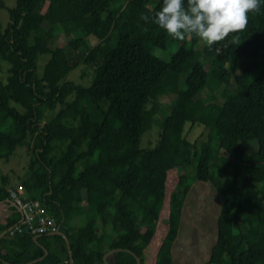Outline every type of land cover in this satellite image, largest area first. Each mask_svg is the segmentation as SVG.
<instances>
[{"label": "trees", "instance_id": "1", "mask_svg": "<svg viewBox=\"0 0 264 264\" xmlns=\"http://www.w3.org/2000/svg\"><path fill=\"white\" fill-rule=\"evenodd\" d=\"M161 3L16 0L8 9L4 28L0 22V158L25 148L29 163L17 176L25 195L55 213L68 243L56 232L4 234L0 264H70L68 244L74 264H104L113 249L108 264H142L165 204L156 264H174L177 214L196 180L221 194L216 241L200 264H237L244 252L264 257V5L245 29L204 42L199 57L187 34L178 40L154 23ZM84 31L99 40L51 44L59 33ZM80 61L93 68L87 85L68 79ZM163 92L175 102L154 144L141 147L155 122L148 105ZM171 170L175 186L166 193ZM8 185L0 179V202ZM79 215L84 223L69 225Z\"/></svg>", "mask_w": 264, "mask_h": 264}, {"label": "rangeland", "instance_id": "2", "mask_svg": "<svg viewBox=\"0 0 264 264\" xmlns=\"http://www.w3.org/2000/svg\"><path fill=\"white\" fill-rule=\"evenodd\" d=\"M0 1L2 2V6H0V22L2 24V28H4L9 18L8 9L15 7L16 0ZM80 37H87L91 44H94L99 40L94 36L87 35L85 31L73 33L72 35L68 36H65L63 33H59L58 36L52 39L51 44L52 46L62 45L67 41H73ZM186 37L192 43V54L194 56L199 55L200 57V53H202L201 51L204 50V42L193 34H187ZM171 52V50L163 52L162 58L164 60H169ZM159 53L160 51H157L158 55H160ZM75 54L76 51L73 52V55ZM49 57L50 54L45 53L37 59L36 65L39 66L37 69L38 74H41L43 65L49 59ZM30 63L33 64L34 61H31ZM92 75V66L80 61L70 72L68 79L76 83L87 85L91 82ZM210 90L216 92L217 90L220 91L221 88H217V86L212 85ZM216 96L217 101L221 103L222 99L219 97L218 93H216ZM174 102V95L168 92H163L155 100L150 101L148 107L155 112V122L149 130L143 133L140 141L141 147L149 146V142L154 144L160 130V122L164 116L169 113ZM48 116H50V114H48ZM202 130H204V128L201 125L194 127L190 131L188 139L192 141ZM29 159V154L23 147H17L9 159L0 158V179H3L4 177L9 178L10 185L16 182H21L17 176L23 175L25 173ZM214 171L216 173V169H214ZM175 177V171L171 170L169 172V180L166 184V193H168L171 186L174 185ZM229 187V184L224 185V188L226 189H229ZM220 206L221 194L209 182L196 180L191 184L189 190L183 196L177 214L179 225L177 238L174 244L176 249H180L185 254L184 259L180 262V264H200L207 260L210 249L216 241L217 217L220 212ZM3 209L4 207L0 205V216L7 217L9 215L13 216L14 214L16 215L15 220L18 219V214L16 212L9 210V208L6 210ZM167 211L168 205L165 204L164 210L160 213L161 217L156 229L150 232V234H154L151 244L152 248H154V252L151 255V258L156 257L160 247L159 243L167 233ZM69 223H72V221H69ZM7 236L11 239L17 236V234L8 233ZM262 262H264V257H259L257 254H251L248 252H244L237 260V264H260Z\"/></svg>", "mask_w": 264, "mask_h": 264}, {"label": "clouds", "instance_id": "3", "mask_svg": "<svg viewBox=\"0 0 264 264\" xmlns=\"http://www.w3.org/2000/svg\"><path fill=\"white\" fill-rule=\"evenodd\" d=\"M264 0H162L152 17L171 37L193 34L211 47L229 33L246 28L248 14L259 11ZM147 22L148 16H142Z\"/></svg>", "mask_w": 264, "mask_h": 264}, {"label": "built area", "instance_id": "4", "mask_svg": "<svg viewBox=\"0 0 264 264\" xmlns=\"http://www.w3.org/2000/svg\"><path fill=\"white\" fill-rule=\"evenodd\" d=\"M25 187L21 182L11 184L4 197L6 209L18 214L15 223L7 227L4 234H30L34 237L52 235L58 230L56 215L46 208L38 198L25 195Z\"/></svg>", "mask_w": 264, "mask_h": 264}, {"label": "crops", "instance_id": "5", "mask_svg": "<svg viewBox=\"0 0 264 264\" xmlns=\"http://www.w3.org/2000/svg\"><path fill=\"white\" fill-rule=\"evenodd\" d=\"M0 205L2 207H4L3 210H6V203L5 200H3L2 202H0ZM16 219V215L13 214V216L9 215L7 217L4 216H0V237L4 235L7 227L9 225H11V223L15 222ZM13 221V222H12ZM72 223H70L69 225H76V226H80L84 223V218L79 216H75L71 219ZM7 235V234H6ZM154 234H152L151 236V240L149 242V244L147 245V247L144 249L143 253H142V259H143V263L142 264H156V257L155 258H151V255L153 254V250L154 248H152L151 244H152V239H153ZM177 238V236H176ZM175 238V240H176ZM174 240V242H175ZM173 242V248H171V254H172V260L174 264H180V262L184 259V252H182L180 249H176L175 244ZM161 244V242L159 243V245ZM111 250H108L105 254H109ZM104 254V255H105Z\"/></svg>", "mask_w": 264, "mask_h": 264}, {"label": "water", "instance_id": "6", "mask_svg": "<svg viewBox=\"0 0 264 264\" xmlns=\"http://www.w3.org/2000/svg\"><path fill=\"white\" fill-rule=\"evenodd\" d=\"M56 233L61 234V235H63V236L65 237V235H64L62 232H60V231H56ZM37 237H38V236H36V237H34V238L36 239ZM65 238H66V237H65ZM66 241H67V243H68V239H67V238H66ZM113 250H115V249H113ZM113 250H111V251H113ZM111 251H110V252H111ZM68 252H69V257H70V264H74L73 259H72V254H71V250H70V246H69V244H68ZM46 253H47V251L45 250L44 255H46ZM107 255H108V253L105 254V255L103 256L104 264H108V263L105 261V258H106ZM135 257H136V256H135ZM136 260H137V264H140V261H139V258H138V257H136Z\"/></svg>", "mask_w": 264, "mask_h": 264}]
</instances>
